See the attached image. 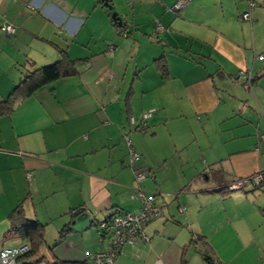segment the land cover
I'll return each mask as SVG.
<instances>
[{
	"label": "crops",
	"instance_id": "obj_1",
	"mask_svg": "<svg viewBox=\"0 0 264 264\" xmlns=\"http://www.w3.org/2000/svg\"><path fill=\"white\" fill-rule=\"evenodd\" d=\"M177 1L0 0V249L29 243L9 234L21 205L44 225L32 260H87L109 244L98 224L139 212L141 189L163 215L114 264H182L186 246V264H210L190 246L193 233L222 264H264V187H228L264 174V0H190L173 11ZM61 50L76 74L18 87ZM161 56L168 78L154 63ZM128 138L140 154L132 164ZM78 208L89 217L76 220Z\"/></svg>",
	"mask_w": 264,
	"mask_h": 264
},
{
	"label": "built area",
	"instance_id": "obj_2",
	"mask_svg": "<svg viewBox=\"0 0 264 264\" xmlns=\"http://www.w3.org/2000/svg\"><path fill=\"white\" fill-rule=\"evenodd\" d=\"M190 0H178L172 7L173 11H180L185 8ZM255 2H250V8L255 7ZM242 17L244 19H250V11L245 12ZM1 30L7 34H13L16 32L15 25L11 23H4L1 26ZM260 59L263 55L259 56ZM239 79L250 83L252 80L251 72L242 71L239 74ZM154 110H147L141 116L138 126H144L148 119L152 116ZM132 124L136 123L133 117H130ZM128 145L130 146V160L131 164L137 160L140 154L131 147L130 140ZM146 177V173L137 170L136 179L142 180ZM251 182L253 186H261L264 183V174L262 172L256 173L253 176L237 180L230 184L231 189H237L244 185V183ZM138 197L142 201V208L139 212H119L112 217L100 222L99 228L104 236L109 237L108 247L103 251L90 252L85 251L86 259L94 264H114L121 248L125 245L134 244L137 238L147 240V236L144 232L145 226L153 219L159 218L163 215L162 208L155 203L152 195L145 194L143 190L139 189ZM193 238L196 239V233L193 234ZM31 246L29 243L22 242L17 245L6 246L0 249V264H38L29 260L26 255L30 251Z\"/></svg>",
	"mask_w": 264,
	"mask_h": 264
},
{
	"label": "trees",
	"instance_id": "obj_3",
	"mask_svg": "<svg viewBox=\"0 0 264 264\" xmlns=\"http://www.w3.org/2000/svg\"><path fill=\"white\" fill-rule=\"evenodd\" d=\"M116 26L119 24L114 22ZM61 56L58 61L52 63L50 65L37 67L33 71L29 72L24 80L18 85V87H24L25 93H31L32 91L36 90L37 88L49 84L53 81H56L62 77L71 76L77 73V69L75 68V63L71 60L65 51H60ZM157 68L160 70L162 76L164 78L169 77V70L167 60L164 56L156 58L154 60ZM239 78V76H238ZM17 87V88H18ZM6 103L11 105L13 99L10 98L5 101ZM1 104V103H0ZM6 107L8 110L11 106ZM4 107V106H2ZM230 184L228 185V187ZM264 187V183L261 184ZM112 217V216H111ZM10 219V228L9 234L21 237L23 239H27L31 246L30 251L26 255V257L31 260L32 256L38 254L40 247L45 239V230L44 225L41 224L38 220H31L26 217L24 214V209L21 205L16 206L9 216ZM194 234V233H193ZM192 234L191 245L200 246L203 248L202 254L205 260L210 264H222L219 259L213 255L211 251V247L209 243L205 240L203 236H200L196 233L197 238L194 239ZM187 246L184 248L183 251V258L182 264H186V252ZM36 262V260L34 261ZM37 263V262H36ZM49 264H90L89 260H64V259H55Z\"/></svg>",
	"mask_w": 264,
	"mask_h": 264
},
{
	"label": "water",
	"instance_id": "obj_4",
	"mask_svg": "<svg viewBox=\"0 0 264 264\" xmlns=\"http://www.w3.org/2000/svg\"><path fill=\"white\" fill-rule=\"evenodd\" d=\"M103 2L109 8H112V6L110 5V0H103ZM111 17L114 20V22L118 23L119 25H123V19L121 18V16L118 14L117 11H113L112 14H111ZM73 215L76 217V220H78V221L85 220V219H87L89 217V214L85 210V208H78V209H76L73 212ZM76 220L74 221V223L76 222Z\"/></svg>",
	"mask_w": 264,
	"mask_h": 264
},
{
	"label": "rangeland",
	"instance_id": "obj_5",
	"mask_svg": "<svg viewBox=\"0 0 264 264\" xmlns=\"http://www.w3.org/2000/svg\"><path fill=\"white\" fill-rule=\"evenodd\" d=\"M159 142V141H158ZM160 146H162L164 149L165 145L163 144V142H160ZM155 147V146H154ZM250 183V182H249ZM251 184V183H250ZM8 230V223L6 221V219L4 218V214H0V246H2L5 243V238L6 236L4 235V233ZM39 263L40 264H46V260L44 257L39 259Z\"/></svg>",
	"mask_w": 264,
	"mask_h": 264
}]
</instances>
